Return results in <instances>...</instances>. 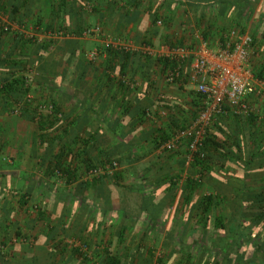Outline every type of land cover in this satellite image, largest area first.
Returning a JSON list of instances; mask_svg holds the SVG:
<instances>
[{"label":"crops","instance_id":"1","mask_svg":"<svg viewBox=\"0 0 264 264\" xmlns=\"http://www.w3.org/2000/svg\"><path fill=\"white\" fill-rule=\"evenodd\" d=\"M247 1L245 21L249 27H258L259 34V29L264 28V0ZM39 2H36L37 7H41ZM86 5L82 24L100 26L104 32L103 38L73 35L59 40L48 33V40L51 36L53 44L49 46L45 74L40 75L38 67L32 66L35 74L32 76L29 97L36 102L53 99L70 121L67 130L57 138L50 136L41 141L39 127L36 120L31 119L30 113H9L4 101H0V157L4 162L0 164V250L6 253V260H0V264H92L95 257L91 263L85 262L74 251L79 244L75 240L78 236L89 244L90 255H99L103 248L108 247L120 257L122 264H155L158 259L162 264H229L224 259L226 254L232 253L229 257H234L238 249L248 245L246 239H239L240 234L246 235L247 241L262 250L264 226L246 230L247 224L253 223L252 217L238 213L243 201L241 185L256 179L253 176L242 178L240 166L245 167L242 162H239L240 166L230 161L223 164L220 151H263L264 142L259 145L250 140L253 136L244 120L240 119L242 117H218L212 142L206 148L209 169L203 173L207 180L203 186L185 191L186 178L195 177L199 172L198 168L191 167L188 156L183 168L176 164L186 151L185 145L172 152L168 161L157 157L161 150L156 148L155 141L168 139L171 132L183 128L195 116L197 107L194 95H189L187 99L185 86L182 88L178 83H166L160 65L148 59L146 61L144 55L130 54L132 58L125 62L120 54L112 58L102 51V47L114 50L115 37L135 44V49L142 42L159 44L172 38L177 41L182 39L185 45L189 44L192 41L190 33L198 34L194 30L196 23L200 24L196 13L176 7L171 0H93L91 7L90 4ZM155 12L166 17L167 28L153 27ZM135 14L138 15L134 20ZM205 19L208 21L209 18L203 17L202 25L207 24ZM213 20L217 21L216 25L221 22L217 17ZM43 24L47 26L48 19ZM153 31H157V34H153ZM17 40L15 37L0 38L2 56L14 48ZM73 53L82 55L80 59L83 63L78 70L75 69L77 57L72 56ZM133 57L136 59L133 60ZM106 61L113 65L111 70L106 69ZM3 71H7L3 72L6 76L8 71L16 74L17 69ZM125 73L133 87L126 89L119 85L118 81L123 77L120 75ZM44 82L46 87L43 86ZM181 93H184L182 97ZM249 100L251 106H261L253 98ZM260 108H254L259 122L264 116V107ZM143 109H151L157 117L154 113L152 117H142ZM104 124H113V134ZM261 127L264 133V126ZM91 134L94 138L108 137L113 144L123 141L127 146H133V151L145 153L140 162H151V174L156 178H161V174L165 173H179L180 179L175 188L163 194L162 191L169 185L163 180L158 182L154 189L159 188L160 196L155 198L152 209L148 207V212L142 213L138 210L142 198L136 188L121 190L114 184L109 185L107 204L104 205L108 213H105L103 225L100 220L102 202L90 187L84 190L83 195L87 197L94 217L86 211L78 216L75 206L74 212L70 210L65 214L62 211L63 225L60 228L57 218L46 217V221H37L35 213L30 210L24 215L25 206L22 209L20 204L25 192L29 191V196L23 198L27 203L41 202L46 203L47 207L49 200L37 193L38 187L41 184L43 187H65L64 181L59 179L57 185H53L50 172V162L59 143L67 151H80V138ZM52 140L57 141L49 146ZM160 166L163 168L161 171ZM133 170L129 169L130 172ZM262 181L258 176L256 183L260 185ZM120 184L130 187L139 183L135 176L125 174ZM118 190H121V198L116 196ZM209 195L218 205L204 211L203 199ZM111 208L113 213H117L113 214V218ZM204 235L207 237L205 240ZM213 242H216L214 246ZM80 250L82 252L81 247ZM233 260L230 264H243ZM261 260L257 259L255 264H264L260 263Z\"/></svg>","mask_w":264,"mask_h":264},{"label":"trees","instance_id":"2","mask_svg":"<svg viewBox=\"0 0 264 264\" xmlns=\"http://www.w3.org/2000/svg\"><path fill=\"white\" fill-rule=\"evenodd\" d=\"M37 1H40V6L44 7L45 9L43 15H40L39 12L38 14L33 13L38 6V3H36ZM92 2L93 0H0V13L9 16L10 20L19 19L20 24L25 22L26 18L29 17V14H34L31 19L34 20L35 30L37 28L42 29L43 32H47L51 36H57L61 32L68 37L73 35H75V37H83V33L85 31L94 27L84 23L82 24V21L84 22L85 20L86 4H90L91 7ZM171 2L175 4L176 7H180L182 9L187 8L196 13L197 19L200 20V24H197L198 22L196 23V31L198 32V35L208 43L213 44L216 38L220 41H223L222 36L230 29L228 26H232L231 24L226 27L215 26V21L213 18L216 16L219 17L223 15L225 17L227 15H231V18L235 22V26L239 28L238 32L241 34L246 32L245 19L247 18V6L249 4L247 0H171ZM137 15L138 14H135L133 16L134 20L137 18ZM207 15L209 16L208 21H211H207L206 28L201 29L200 27L202 21L204 20H202V18ZM165 18L166 17L161 16L159 12H155L152 19L153 27L157 29L159 26H157L156 23L157 21H160L162 27L165 26V28H167L168 25H166L167 23L165 22ZM46 19H48L49 22L47 26L43 24V21ZM80 21L81 23L79 25ZM4 27V25H0V38L6 36L8 27L7 30L4 29ZM259 30V34L257 35L264 42V28L261 27ZM152 33L157 34V31H153ZM191 34L192 33H190V35ZM191 36L192 41L190 40L188 46L191 45L192 47H195L198 45V41L195 38V35L192 34ZM251 37L253 40V35H251ZM49 39L50 40L45 39L38 43L35 37L25 38L23 35H20L13 49L4 53L3 56L0 53V101H4L5 109H7V112L9 113L20 112L21 115L30 113L31 119L36 120V123L39 127L40 140L47 139L50 136H52V138H57V135L63 133L70 126V121L64 117L63 112L53 99L48 101L43 99L36 102L34 98L29 97V94L32 91V77H30L31 75H26L28 71L24 70L22 66L32 67V65H35L38 67L40 75L43 76V74H45V65L47 54L49 52V46L53 44L51 37ZM166 42L170 47H185L184 41L182 39L177 41L176 39L173 40L172 38ZM102 51L103 53L110 55L112 58L118 57L120 54L125 62L126 60L132 58V55H142L141 53H136L134 51L126 52L110 50L107 47H102ZM72 56L77 57L75 69L78 70L81 67V62L83 63V61L80 59L82 55L77 56L73 53ZM144 57L146 61L148 59L151 61V63L155 62L156 64L160 65L162 75H165L166 70L171 68L170 62L167 58H152L147 55H144ZM135 59L136 58L133 57V60ZM106 62V64H108L106 69L111 70L113 65L110 64V61ZM120 67L123 68L122 66ZM12 68L17 69V71H15L16 74H14V71H8L6 76L3 75V72H7L3 70H10ZM263 75L264 68H261L259 73H256V75L254 74L257 80H259L258 78L264 80ZM120 76L123 77H121L122 79H119V85L125 87L126 89L130 88V85L124 83V80H127L130 84H132V82L129 81L131 79L128 80L127 74H121ZM45 85L46 83L44 82L43 86ZM43 105L52 106L50 114L39 111L40 106ZM197 105L198 104L196 100L195 106L197 107ZM141 112V115L144 118L148 117L149 114L153 116L154 113L151 109H143ZM57 114H61V117H57ZM154 116H156L155 113ZM233 117H242L240 119L244 120L243 122L249 127V131L251 132L250 134L253 136L250 138L251 141H254V143L259 145L260 143L264 142V133L260 129V126H264V116L260 122L256 119V116L253 113L246 117ZM215 123L212 127V132L214 130ZM104 126L110 131L111 134H113V124H104ZM212 132L207 135L203 142V156L201 157L200 153L196 152L191 157V167L198 168L199 172L195 177L186 178L185 191H191L194 188L201 187L207 180L203 171L209 169V156L207 155L208 151H206V148L208 147L209 143L212 142ZM166 140L167 137L155 141L156 148H159L160 144ZM55 141L52 140L51 143H49L51 144L49 146H52L53 143L55 144ZM116 149H121L122 151H114ZM79 150L80 151L76 152L67 151L66 147L59 143L57 151L53 155V160L50 162L52 163L50 172L51 177L54 179L53 185H57V180L59 179L64 181L63 185L65 187H43L42 184L40 187H38L37 193L41 195V197H47V200H49L47 207L46 203H27L25 200H23V198L29 196V191L25 192L22 195V202L20 204L22 209L25 206V209H23L24 215H26L30 210L32 213H35L34 216L37 221H46V217L57 218V220L59 219L57 225L60 228L63 225L62 211L64 210L65 214L68 211L70 212V210L74 212L73 208L75 209V206L77 209L75 211L77 212L78 216L86 211L90 213L91 217H94V214L91 213V210L93 209L90 207L89 202L86 199L87 197L83 195V192L87 191V189L90 187V189L93 188L95 197L100 199L102 202V209H100V220L103 225L106 221V218H104L105 213H108L106 212L108 209L104 205L107 204L106 195H108V193L106 194V191L109 185L114 184L118 189L121 190H134V188H136L135 190L142 198L140 209L138 210L142 213H146L148 212V207L149 210L150 208L152 209L154 207L153 203L155 198L160 196L159 188L154 189V186L157 184L159 185L161 180L166 181L169 187L162 191L163 194H166L175 188L177 181L180 179L179 173H174L173 175L165 173V175L161 174V178H156L151 174V162H140V160L144 158L146 154L142 153V151H133V146H127L123 141L113 144V140H110L108 137L94 138V136L91 134L86 138H80ZM220 153L223 159V164L225 161H230L231 163H234L238 166H240L239 162L244 164V168L240 166L241 170L243 171L242 178L253 176L256 179V181L245 185L242 184L240 187L243 201L239 205L240 209L238 213L239 215L245 216L247 218L252 217L253 222L251 224H247L248 226L246 227V230H250L254 226H264V150L220 151ZM172 154L173 153L171 151H160V156L157 157H159V159L164 158L165 160L169 161ZM188 154V151H183L182 159L176 161V164H178L179 168H183V164L186 163ZM67 157L68 160H66ZM95 157L96 159H94ZM113 163L116 164V169L112 171L111 174L104 172L102 174L89 176L90 170L103 168L107 165H112ZM130 165L131 167H129ZM130 168L134 169L133 172L129 171ZM159 169L161 171L163 168L160 166ZM125 174L131 177L135 176V179H137L139 184L130 187L120 184V182L123 181ZM258 176H260L263 180L261 182L262 184L260 185L256 183ZM121 190H118L116 193V196L120 198L122 197ZM205 198L203 199V202H205V206L203 207L204 211H208L211 207L218 205L217 201H213V197L211 195ZM111 209V216L113 218V214L115 215L116 212L113 213V208ZM123 216L125 217L126 215ZM206 225L207 221L204 223V227H206ZM16 236H19L18 232L16 233ZM206 238V235H204L203 239L205 240ZM239 239H246L245 241L248 245L244 249H238L234 257H229L232 253H227L224 259H227L229 264L231 259L233 260L234 258L235 261L233 260V262L240 261L243 262V264H255V261L257 259L260 260V258H262L260 263L264 262V246L262 247V250H258L255 248V244L247 241L246 235L240 234ZM75 240L79 241L78 243L80 247H84L86 249V252H81L79 246L74 249V251L79 254L85 262L91 263L93 257H95V262H92V264H122L120 257L114 252L110 251L108 247L103 248L102 253L99 255H90L89 244L84 239H82L81 236L75 237ZM252 240L253 239L251 238V242H253ZM215 243L216 242H213L212 245L214 246ZM218 253L219 252L216 254ZM5 255L6 253L0 250V260H6ZM156 263L162 264L163 262L161 259H158Z\"/></svg>","mask_w":264,"mask_h":264},{"label":"built area","instance_id":"3","mask_svg":"<svg viewBox=\"0 0 264 264\" xmlns=\"http://www.w3.org/2000/svg\"><path fill=\"white\" fill-rule=\"evenodd\" d=\"M156 25L162 24L157 21ZM98 33L99 27H92L83 33V37L97 36ZM195 38L198 41L195 47L162 45L159 51L145 45L135 49L130 43L113 41V49L118 51H136L152 58H167L171 68L165 72V82L187 84L190 87L198 104L195 116L186 126L171 132L168 139L159 146L161 151L174 152L184 144L190 160L196 152L203 156V142L212 132L218 117L249 116L253 111L250 98L264 104V83L254 77L249 62L253 42L249 33L241 34L229 29L222 36L223 41L216 39L213 44L198 34ZM124 82L131 87L134 86L127 80ZM51 110V105L39 108L42 113L50 114ZM150 116L149 114L148 117ZM57 117L60 118L61 114H57ZM115 169L116 164L113 163L90 170L89 176L104 172L111 174ZM81 248L82 252H86L84 247Z\"/></svg>","mask_w":264,"mask_h":264},{"label":"rangeland","instance_id":"4","mask_svg":"<svg viewBox=\"0 0 264 264\" xmlns=\"http://www.w3.org/2000/svg\"><path fill=\"white\" fill-rule=\"evenodd\" d=\"M40 9H41V11H40ZM44 11H45V9H44V7H36V9H35V12H33L34 14H38V12H39V14L40 15H43V13H44ZM34 14L32 15V14H29V17L28 18H26V20H25V22L24 23H22V24H20V21H19V19L17 20H10L9 19V16L7 17H5V15L4 14H1L0 13V25L2 24V25H4L5 26V28L6 27H8V30H7V32H6V36L5 37H10V38H13V37H15V38H18L20 35H23L25 38H27V37H35L36 39H37V41H38V43L39 42H42L43 40H47L48 39V37L47 36H49V35H47L48 33L47 32H43L42 31V29H34V20L33 19H31V17L32 16H34ZM209 16L207 15V18H208ZM219 20H221V22L220 23H217V25L215 24V26H219V27H223V26H228L229 24H231L232 26H228V28H230V29H234V30H236V31H238L239 30V28H237V26H235V22L233 21V19L231 18V15H227V16H223V15H221V16H216ZM252 18V17H251ZM217 20V19H216ZM215 20V22H217ZM207 20L205 19V22H206ZM238 25H240V24H238ZM245 26V25H244ZM94 27H96V26H94ZM97 27H99V29H100V33H98V35L97 36H91V37H101V38H103L102 36H103V29L100 27V26H97ZM239 27V26H238ZM246 28H245V30L247 31L248 30V32L247 33H249L250 35H253V44H252V48H251V52H250V54H249V62H250V64H251V68H252V71H253V74H255L256 75V73H259V70L261 69V68H264V42L259 38V36L257 35V27H254V26H248V22H246V26H245ZM163 27H162V25L161 26H159L157 29H162ZM206 28V25H202L201 24V29H205ZM195 31H196V29H194ZM194 33V32H193ZM192 35V34H191ZM106 36V35H105ZM51 37V36H50ZM67 36L66 35H64V34H62L61 32L57 35V36H55L54 38L55 39H64V38H66ZM114 38V37H113ZM122 38V37H121ZM217 39V38H216ZM215 39V40H216ZM114 40H120V39H116V37L113 39V41ZM57 41V40H56ZM121 42H125L124 41V38L123 39H121L120 40ZM126 43V42H125ZM127 43H129V42H127ZM133 47H135V44H132V43H130ZM143 45H145V46H148V47H150L152 50H154V51H159V49H160V47L162 46V45H167V42L165 41V42H162V43H150L149 41L148 42H142V43H140L136 48H140V47H142ZM189 44H186L185 45V47L186 48H192V46L190 45V46H188ZM115 50V49H114ZM90 58V57H89ZM93 58V56L91 57V59ZM29 64V63H28ZM30 65V64H29ZM33 66V65H32ZM23 67V69L24 70H26V71H28V73H26V75H31L30 77H32V76H34V72H35V68L34 67H27V66H22ZM264 76V75H263ZM254 77H256V76H254ZM257 79V78H256ZM260 81H262L263 83H264V80H262V79H260V78H258ZM181 86H182V88L185 86L186 87V89L184 90V91H186L185 93H186V98L188 99V96L189 95H193L189 90H190V87L186 84H181ZM184 87V88H185ZM184 91H182V92H184ZM184 95V93H181V97ZM254 101H256V103L258 102L257 100H254ZM252 104V103H251ZM261 106H262V108L264 107V104H261ZM260 106V107H261ZM260 107H256L255 106V104H253L252 105V109H253V111H252V113L253 114H255V112H256V110L255 109H261ZM255 108V109H254ZM262 113H263V115H264V110L262 111ZM0 164H4V162H3V158L2 157H0ZM21 193H24L23 191L21 192ZM28 215H31V214H28ZM16 239L17 240H21V238L19 239V238H17L16 237Z\"/></svg>","mask_w":264,"mask_h":264}]
</instances>
